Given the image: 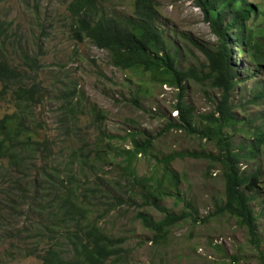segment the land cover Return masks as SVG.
Here are the masks:
<instances>
[{"label":"rangeland","instance_id":"374dc122","mask_svg":"<svg viewBox=\"0 0 264 264\" xmlns=\"http://www.w3.org/2000/svg\"><path fill=\"white\" fill-rule=\"evenodd\" d=\"M70 1L0 0V43L11 65L27 76V86L35 84L40 95L39 104L26 108L27 124L47 139L46 147L56 158L53 161L48 156L45 161L36 151L24 155L27 164L21 162L18 167L8 159L3 161L11 169L0 178V264H41L32 247L37 244L38 227H52L45 218L54 213L55 197L44 187L32 186L36 171L29 166L33 163L35 169L59 176V183L77 182L84 193L82 199L91 205L89 218L103 227L105 235L123 240L116 259L109 261L112 264H261L247 231L235 219L228 215L206 218L223 202L224 180L212 158L182 156L215 155L211 142L178 128L164 130L169 121L179 118L173 108L177 91L153 84L148 76L140 80L114 68L107 52L88 39L75 41L67 8ZM157 1L166 41L176 52L180 69L205 72L207 62L200 48H213L216 38L200 10L188 0ZM255 1L264 9V0ZM99 5L107 14L128 16L133 0H99ZM250 25L254 32L264 34V16L251 20ZM233 54L239 77L244 79L231 98L233 115L248 130L264 133V96L260 95L264 65L250 77L252 66L247 60L243 63L239 49L234 48ZM138 83L146 87L140 88ZM218 101L219 93L208 84L186 82L181 102L193 112L195 125H200L203 115L215 111ZM16 110L11 92L3 93L0 84V117ZM128 133L140 141L153 139L145 155L138 153L131 162L134 175L124 167L121 152L131 149L129 139H123ZM243 142L242 135L234 136V148L243 147ZM101 148L105 153L100 156ZM173 154L177 156L165 169L164 159ZM259 168L264 179L263 146L255 161L242 164L247 172ZM169 169L178 175L175 186L166 177ZM70 175L75 178L69 179ZM142 176L153 178L149 180L153 196L149 197L148 186L139 181ZM157 180L163 187H156ZM10 184L14 194L5 196ZM258 194L252 203L255 213L264 211V192ZM148 200L175 215L188 213L189 218L170 228L166 239L157 243L138 219L142 212L153 221L164 217ZM260 222L264 236V219ZM42 232L45 243L62 240L58 231L42 228Z\"/></svg>","mask_w":264,"mask_h":264},{"label":"trees","instance_id":"16d2710c","mask_svg":"<svg viewBox=\"0 0 264 264\" xmlns=\"http://www.w3.org/2000/svg\"><path fill=\"white\" fill-rule=\"evenodd\" d=\"M188 1L200 10L204 22L216 38L213 48L207 50L200 48L207 62L205 72L193 68L180 69L174 56L177 54L166 41L157 0H133L132 14L128 16L107 14L99 5V0H71L67 8L73 20L72 33L75 41L82 42L88 39L94 46L107 52L110 64L114 68L124 73H132L140 80L148 76L153 84L168 85L177 91L178 100L173 108L179 118L175 119L174 123L169 121L164 130L178 128L188 134H198L211 142L216 149L215 155L202 153L178 155L212 158L214 165L219 166L224 180L223 202L206 218L228 215L235 219L237 226L247 231L249 243L257 249L261 264H264V236L259 231L264 211L255 213L252 208V203L260 196L258 193L264 192L262 169L251 172L242 169L243 162L255 161L258 158L262 146L264 147V133L259 130L252 132L247 126L244 127L246 123L234 117L230 104L237 86L244 80L239 77L240 69L233 63L234 48L239 49L243 63L248 62L252 66L250 77L260 73L259 68L264 65L262 38L264 34L261 31L254 32L250 25L251 20H258L264 16V9L255 0ZM189 80L206 83L211 90L219 93L215 111L203 115L199 126L195 125L193 112L181 102L186 91V82ZM27 82L25 73L11 65L6 50L0 43L2 92H11L17 107L12 114L0 117V178L11 169L3 164L6 159L8 163L18 167L21 162L27 164L24 155L38 151L42 154L43 160L46 161L48 156L52 157L53 161L56 160L51 150L46 147L47 139L27 124L26 108L28 106L31 108L32 103H38L40 97L35 84L27 86ZM138 84L140 88L144 87ZM260 95L264 96V91ZM132 99L137 103L136 97ZM237 134L246 139L243 147L233 146V138ZM136 138L137 135L133 133L125 134L123 139H129L132 146L131 149L121 150L123 160H126L124 167L132 175L134 171L131 162L138 153L145 155L153 142V139L149 138L143 141ZM99 153L100 156L103 155L105 149L101 148ZM174 156L177 155L173 154L164 159L165 169ZM114 160L113 156L111 161ZM34 166V163L29 166V169L36 171L32 186L35 189L44 187L52 192L55 206L54 213L45 218V222L51 223L52 227L47 224L38 227L39 237L37 244L32 247L33 256L41 264H112L109 261L116 259L123 240H114L105 235L103 227L95 219L89 218L91 205L82 199L84 193L80 191L79 184L59 183V176L53 172L46 173L41 169H35ZM165 174L169 182H174L175 186L178 175L170 169L166 170ZM71 178L75 177L70 175L69 179ZM149 180L153 178L142 176L139 179L148 186L150 197L153 196L154 189ZM10 181L7 182L11 183ZM156 187H163L160 180L156 181ZM12 194L14 193L11 184L7 185L4 195ZM144 196L149 199L148 195ZM35 198L36 194L32 196V200L35 201ZM262 201L264 202V197ZM148 203L163 213L164 217L159 221H153L142 212L139 213L138 219L153 233V240L157 243L166 239L170 228L189 218L188 213L178 215L169 213L168 209L160 207L156 201L148 200ZM187 206L190 208L191 204ZM42 228L60 232L62 240L59 243L43 242Z\"/></svg>","mask_w":264,"mask_h":264}]
</instances>
